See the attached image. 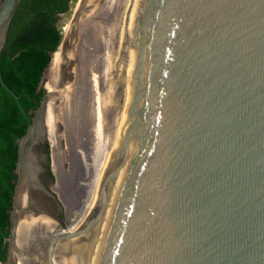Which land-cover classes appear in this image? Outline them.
<instances>
[{
	"label": "water",
	"instance_id": "obj_1",
	"mask_svg": "<svg viewBox=\"0 0 264 264\" xmlns=\"http://www.w3.org/2000/svg\"><path fill=\"white\" fill-rule=\"evenodd\" d=\"M57 52L5 264H264V0H78Z\"/></svg>",
	"mask_w": 264,
	"mask_h": 264
},
{
	"label": "trees",
	"instance_id": "obj_2",
	"mask_svg": "<svg viewBox=\"0 0 264 264\" xmlns=\"http://www.w3.org/2000/svg\"><path fill=\"white\" fill-rule=\"evenodd\" d=\"M77 1L20 0L0 51V78L5 84L0 82V264L7 258L18 141L45 94L43 71L63 38L59 18L70 14ZM45 148L49 153L47 143Z\"/></svg>",
	"mask_w": 264,
	"mask_h": 264
},
{
	"label": "bare ground",
	"instance_id": "obj_3",
	"mask_svg": "<svg viewBox=\"0 0 264 264\" xmlns=\"http://www.w3.org/2000/svg\"><path fill=\"white\" fill-rule=\"evenodd\" d=\"M75 10H76V7L74 8V12H75ZM73 14H74V13H73ZM69 24H70V23H69ZM69 24H68V25H69ZM68 25H66V26L64 27V29H63V34L66 33V31H67V29H68ZM57 56H58V52H56V53L54 54V56H53L52 63H51V65L49 66V69H48L47 73H46L45 76H44V82H43V85H44V83H45V78H47L48 80H49V78H50V75H51V72H52V70H53L54 64H55V62H56ZM47 83H48V81L46 82L44 88H46Z\"/></svg>",
	"mask_w": 264,
	"mask_h": 264
},
{
	"label": "rangeland",
	"instance_id": "obj_4",
	"mask_svg": "<svg viewBox=\"0 0 264 264\" xmlns=\"http://www.w3.org/2000/svg\"><path fill=\"white\" fill-rule=\"evenodd\" d=\"M75 7H76V5H75ZM74 7V8H75ZM74 8H73V10H72V12L70 13V14H65V15H61L60 16V18H59V22H58V24L59 25H62L63 26V29H64V27L66 26V25H68L69 23H70V21H71V18H72V15H73V13H74ZM49 69V68H48ZM45 76V75H44ZM48 81V79L47 78H45V82H47ZM46 84V83H45ZM41 86L44 88V86H43V82L41 83Z\"/></svg>",
	"mask_w": 264,
	"mask_h": 264
}]
</instances>
